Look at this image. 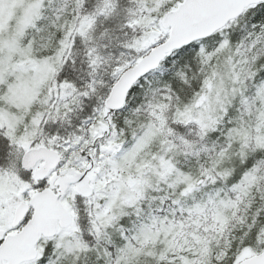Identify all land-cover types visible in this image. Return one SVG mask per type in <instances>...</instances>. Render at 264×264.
I'll return each instance as SVG.
<instances>
[{
	"label": "snow or ice",
	"instance_id": "obj_1",
	"mask_svg": "<svg viewBox=\"0 0 264 264\" xmlns=\"http://www.w3.org/2000/svg\"><path fill=\"white\" fill-rule=\"evenodd\" d=\"M0 264H264V0H0Z\"/></svg>",
	"mask_w": 264,
	"mask_h": 264
}]
</instances>
